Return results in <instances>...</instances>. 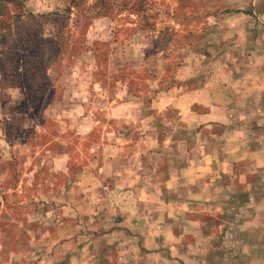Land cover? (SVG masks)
Listing matches in <instances>:
<instances>
[{
    "label": "rangeland",
    "instance_id": "obj_1",
    "mask_svg": "<svg viewBox=\"0 0 264 264\" xmlns=\"http://www.w3.org/2000/svg\"><path fill=\"white\" fill-rule=\"evenodd\" d=\"M213 151L232 178L168 185ZM181 191L185 236L99 241ZM83 226L101 264H264V0H0V264H64Z\"/></svg>",
    "mask_w": 264,
    "mask_h": 264
},
{
    "label": "crops",
    "instance_id": "obj_2",
    "mask_svg": "<svg viewBox=\"0 0 264 264\" xmlns=\"http://www.w3.org/2000/svg\"><path fill=\"white\" fill-rule=\"evenodd\" d=\"M242 157H235L231 152L224 155L223 158L220 159L219 155L216 154V152H211L209 155H202V156H193L190 160L189 164L187 163V166H184L179 169V179L176 181L172 176L170 179L171 184L168 185H175L178 188V185H180V190L183 191V189H187V186L189 185L188 179L186 175L190 174L193 175L192 182L195 185H218L219 180H221L223 177H231L230 172L232 171V162L241 159ZM195 162V164H194ZM193 172V173H192ZM192 173V174H191ZM208 178H211L208 182ZM215 181V182H213ZM192 184V185H193ZM229 185V184H228ZM182 191L180 193L181 198L178 200L175 197L170 198V206L175 213L170 212L173 216L169 221L171 224L168 225L166 229H157L156 226L152 224L147 225H140V223L137 220L131 221V227L130 231L125 230L122 228V226H125V220L115 222V219H117L118 215L115 214L114 217L107 216L105 220L101 219L100 216H97V220L99 222V225L97 221L95 223L97 226H108L107 229L102 230L101 233L97 234V237L99 241H101L103 238H111V239H119V242H116L115 248H120L121 250L124 249L123 244L128 243V239L132 240V250L135 249L134 253H136V257L139 258L141 254V250L139 247V242L141 241L144 246H147L150 242L149 238H155L158 234L162 235L164 238H181L184 235V232L180 229L174 230L175 223L177 222L178 216L181 220L180 216H185L187 214L188 209V199L184 198V195L182 194ZM183 196V197H182ZM186 197V196H185ZM179 208V210H178ZM123 218V217H122ZM106 222V224L104 223ZM174 222V224H173ZM115 225V226H113ZM181 228V226H179ZM61 230H63L62 227H58L57 231L58 234L61 233ZM88 229H85V227H82V232L79 233V230L75 229L74 235L70 237L69 242L67 243V249L63 252L68 256V258H71L70 261L65 262L64 264H101L100 261H95L93 258V250L91 249L92 246V240L91 235L92 232L87 231ZM121 241V239H125ZM134 243H136V249L134 246ZM166 244V243H164ZM96 254V253H95ZM144 254V253H143ZM138 260V259H137ZM121 264L120 261H117L115 264ZM141 264V263H137ZM147 264H153L150 262H147Z\"/></svg>",
    "mask_w": 264,
    "mask_h": 264
}]
</instances>
